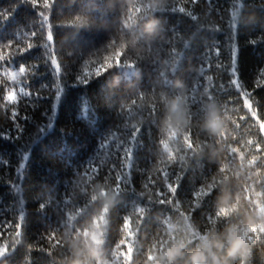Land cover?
Here are the masks:
<instances>
[{
    "label": "trees",
    "instance_id": "1",
    "mask_svg": "<svg viewBox=\"0 0 264 264\" xmlns=\"http://www.w3.org/2000/svg\"><path fill=\"white\" fill-rule=\"evenodd\" d=\"M121 52L119 67L95 75ZM0 54V264H97L95 233L108 264H147L153 249L184 239L190 251L209 230L259 219L264 0H0ZM12 88L18 99L6 103ZM174 97L181 129L166 123ZM224 192L236 211L220 217ZM124 238L130 262L117 248ZM250 247L246 264H264V236Z\"/></svg>",
    "mask_w": 264,
    "mask_h": 264
},
{
    "label": "clouds",
    "instance_id": "2",
    "mask_svg": "<svg viewBox=\"0 0 264 264\" xmlns=\"http://www.w3.org/2000/svg\"><path fill=\"white\" fill-rule=\"evenodd\" d=\"M122 54L121 52L119 55ZM116 66L119 67L118 58ZM184 117L185 110L180 97L169 100L166 123L174 124L177 129H181L187 123ZM204 127L212 134L217 133L220 131L219 118L210 116L205 121ZM229 200L230 194L227 192L218 197V216L227 217L236 211V206L230 205ZM256 217L259 219L249 217L247 222L239 227L229 225L223 233H218L215 229L207 231L200 237L198 246L190 251H185L190 241L184 239L173 241L170 247H166L164 251L158 254L153 249L147 254V264H233L237 258L240 259V264H246L251 254L250 245L264 236V206L257 209ZM93 236L94 247L90 249V255L97 264H108L101 250L103 240L99 233H95ZM131 258L132 251L130 250L126 256V261L130 262Z\"/></svg>",
    "mask_w": 264,
    "mask_h": 264
},
{
    "label": "snow or ice",
    "instance_id": "3",
    "mask_svg": "<svg viewBox=\"0 0 264 264\" xmlns=\"http://www.w3.org/2000/svg\"><path fill=\"white\" fill-rule=\"evenodd\" d=\"M29 2L33 6H42L44 9H50V7H51V5L53 3V0H42V5H41V0H29ZM188 2L191 3V4H196L197 3V0H188ZM40 15H41L42 19L45 22L48 21V15L45 14V12H41ZM30 35H31L32 39L34 40L35 39V36H36V33L33 32ZM46 39L47 40H50L51 43L53 44V35H52V32H51L50 27L48 28V30L46 32ZM32 46H33V44L31 42H28L25 47H21V48H17L16 47V50L18 52H23V51H26V50L30 49ZM12 47H13V44L10 43V44L7 45L6 48L11 49ZM0 56H3V55L0 54ZM122 56H123V54L122 55H119L118 57H115L114 62H112V60H111L108 63H105L104 65H102L101 68L97 69L95 75H101L104 72H107L110 68L117 67L116 66V60H117V58L119 59V66H120L121 63H122V60H121V57ZM4 59H6V58L3 56V59H0V60H4ZM109 65H111V66H109ZM105 69H107V71H105ZM25 71H26L25 67L21 66V68L19 69V72L18 73L23 74ZM12 74L14 76L16 73H12ZM0 83H2V82H0ZM237 83H238V81H237ZM255 86L256 85H254V87ZM258 86L264 87V84H260ZM20 91L21 90H19V92ZM17 99H18V94H17V91H16L15 88L10 89L9 91H7L4 94V100H5L6 103H13L14 104L17 101ZM244 102H245L246 107H248L251 110V108H252V102L250 100H248V99H245ZM151 111L153 113H155V111H156L155 106H153V108H152ZM251 115L254 118L258 119V116H257V112L256 111H252L251 112ZM259 130L261 132H264V122H260V124H259ZM138 133H139V128H133V131H131V133H130L131 139H130V141L127 142V145L131 144V142L133 140H135V137H136V135H138ZM189 139H191L190 138V135H189ZM125 145L120 146L118 148V155H119V153H123V155L120 156L119 158L122 159L123 161H129L130 162L131 156H132V149H131V147L125 146ZM256 147H257V150L259 151L260 145H257ZM115 169H116V166L113 167V171H115ZM115 179H116V183H115V187L114 188L117 191H120L121 183L123 182V180L125 178H123L121 175L117 174ZM167 186H168L169 192L172 193L173 196H174L175 195V192H176V188H177L178 185H176V184H168ZM160 202L164 204V203H168L169 201H166V200H163L162 199V200H160ZM141 210H142L143 213L145 212V209L141 208ZM142 219H143V215H141V213H140V218L137 221L142 222ZM124 220H125V218H124ZM128 221L131 222V218L130 217H128ZM22 222H23V217L20 216L19 219H18V222L16 223V229H17L16 235L18 237L21 236V234H22L21 233ZM123 226H124V224H123ZM122 240L124 241V243H119L118 242L117 243V248H118V250H121L122 248L126 247V250L121 251V252H123V256H121V257L124 258L129 253L128 252V249L130 247V244L128 243V241H127L126 238H124ZM17 244H19V241H17ZM56 244L59 245L58 241H56ZM8 251H9V248H8L7 245H5L4 247H0V257H3Z\"/></svg>",
    "mask_w": 264,
    "mask_h": 264
}]
</instances>
